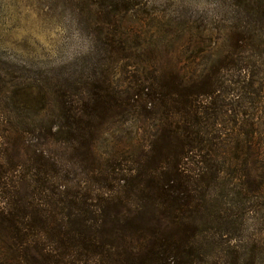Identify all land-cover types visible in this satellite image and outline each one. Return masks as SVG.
Segmentation results:
<instances>
[{
  "label": "trees",
  "instance_id": "obj_1",
  "mask_svg": "<svg viewBox=\"0 0 264 264\" xmlns=\"http://www.w3.org/2000/svg\"><path fill=\"white\" fill-rule=\"evenodd\" d=\"M90 11V47L61 75L11 81L0 59V264H264V242L236 244L264 211L240 196L264 198V180L247 171L227 203L210 193L220 144L202 105L217 73L187 78L181 54L149 29L155 15L143 11L145 28L132 20L134 2ZM115 125L135 130L103 159L97 146Z\"/></svg>",
  "mask_w": 264,
  "mask_h": 264
},
{
  "label": "rangeland",
  "instance_id": "obj_2",
  "mask_svg": "<svg viewBox=\"0 0 264 264\" xmlns=\"http://www.w3.org/2000/svg\"><path fill=\"white\" fill-rule=\"evenodd\" d=\"M115 1L0 0V59L13 64L1 65L2 74L11 81L61 75L63 65L90 47V36L82 31L93 18L90 8ZM129 1L139 5L140 11L132 16L137 25L146 27L139 20L147 17L143 11L155 15L149 29L162 32L163 48L181 54L180 66L187 78L194 74L201 82L217 73L214 103L202 107L216 119L205 126L220 144L213 159L222 167V180L211 186L210 193L218 204L227 203L236 194L230 191L232 184L242 188L247 171L257 182L264 180V0H250L249 6L241 0L238 9L232 0ZM235 33L242 38V48H234ZM22 119L19 127H25ZM134 130L112 126L96 155L110 158L116 153L113 145L130 141ZM244 193L241 198L262 206V194ZM247 217L244 236L236 238L244 248L264 242V211L255 210ZM226 233L223 227L221 236Z\"/></svg>",
  "mask_w": 264,
  "mask_h": 264
}]
</instances>
